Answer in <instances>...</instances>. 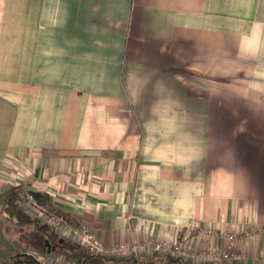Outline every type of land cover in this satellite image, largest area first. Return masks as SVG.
Here are the masks:
<instances>
[{
  "label": "crops",
  "instance_id": "1",
  "mask_svg": "<svg viewBox=\"0 0 264 264\" xmlns=\"http://www.w3.org/2000/svg\"><path fill=\"white\" fill-rule=\"evenodd\" d=\"M17 185L107 247L264 264L261 233L220 234L264 225V0H0V196Z\"/></svg>",
  "mask_w": 264,
  "mask_h": 264
},
{
  "label": "built area",
  "instance_id": "2",
  "mask_svg": "<svg viewBox=\"0 0 264 264\" xmlns=\"http://www.w3.org/2000/svg\"><path fill=\"white\" fill-rule=\"evenodd\" d=\"M24 199L32 205L34 213L41 219L47 221L51 228L56 230L61 236L70 238L79 243L83 249L94 255L115 256L121 258H131L139 261L142 251H156L159 253L170 254L175 257H186L195 263L229 262L232 253L228 249L218 246H209L196 249L187 245V243L177 240H164L149 237L143 243L141 242H123L111 247H107L94 233L82 226H73L62 215L47 213L46 207L38 203L36 199L27 191ZM28 209V208H27ZM32 211V212H33ZM208 229L204 227H195L192 231L195 233H206ZM264 233V225L251 223L249 228L240 232L222 231V234L228 242V248H234L239 243L251 242L256 234ZM31 254V253H28ZM34 257L40 264H82L79 261L66 258L60 254H42ZM230 263V262H229Z\"/></svg>",
  "mask_w": 264,
  "mask_h": 264
},
{
  "label": "trees",
  "instance_id": "3",
  "mask_svg": "<svg viewBox=\"0 0 264 264\" xmlns=\"http://www.w3.org/2000/svg\"><path fill=\"white\" fill-rule=\"evenodd\" d=\"M23 191L24 186L22 185L11 186L5 194L3 210L10 218L15 220L16 225L22 228L20 230L33 226L30 235H21V240L25 238V244L28 246V249L26 248L27 251L25 253L16 254L11 261L1 264H40L32 253L35 255L48 254L45 244L46 240H49L52 249H54L50 254H60L66 258L79 261L82 264H113V262L123 264H233L229 262L195 263L186 257H175L158 252H154L149 258L146 257L147 259L143 258L139 261L131 258L94 255L83 249L74 240L61 236L56 230L51 228V225L46 220L39 218L35 213L27 210L23 205ZM29 193L33 195L38 203L46 207L47 213L62 215L71 224L78 225L69 215L53 205L49 195L38 191H29ZM61 239L63 240L60 241Z\"/></svg>",
  "mask_w": 264,
  "mask_h": 264
},
{
  "label": "rangeland",
  "instance_id": "4",
  "mask_svg": "<svg viewBox=\"0 0 264 264\" xmlns=\"http://www.w3.org/2000/svg\"><path fill=\"white\" fill-rule=\"evenodd\" d=\"M26 192H27L26 190L23 191V193H24L23 197H24ZM4 199H5V195H3L2 197L0 196V263L3 260L10 259L12 254L24 252L25 249L27 248L26 244H25V238L20 241L19 237H21V235H23V234H26L28 236L31 234V231L33 230V226H31L29 228H24L23 230H20L22 228H20L18 225H16L15 220L10 218L2 209V204H3ZM28 201L29 200H27V199H23V205L26 209L28 208L27 210L32 212L33 211L32 205ZM33 213H34V211H33ZM9 219H10L9 225H7V224L5 225V221H7ZM68 223L71 224L70 222H68ZM73 226L77 227L80 225L78 224V225H73ZM82 227L89 229L85 225H82ZM6 234L8 236V237L6 236L8 238V240L5 238ZM261 235L264 236V233H261ZM148 238H149V236L146 237L145 240H147ZM5 241H7V242H5ZM133 242H137V241H133ZM119 258H121V257H119Z\"/></svg>",
  "mask_w": 264,
  "mask_h": 264
},
{
  "label": "water",
  "instance_id": "5",
  "mask_svg": "<svg viewBox=\"0 0 264 264\" xmlns=\"http://www.w3.org/2000/svg\"><path fill=\"white\" fill-rule=\"evenodd\" d=\"M62 240H63V239H61L60 241H62ZM45 244H46V246H47V253H51V252H53L54 249H52L49 240H46V241H45ZM131 264H135V263H131Z\"/></svg>",
  "mask_w": 264,
  "mask_h": 264
}]
</instances>
